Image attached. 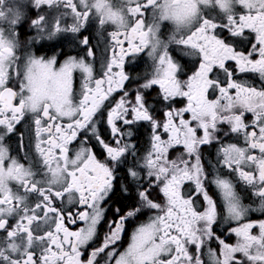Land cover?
<instances>
[{
	"label": "snow or ice",
	"instance_id": "6c2138e0",
	"mask_svg": "<svg viewBox=\"0 0 264 264\" xmlns=\"http://www.w3.org/2000/svg\"><path fill=\"white\" fill-rule=\"evenodd\" d=\"M0 264H264V0H0Z\"/></svg>",
	"mask_w": 264,
	"mask_h": 264
},
{
	"label": "flooded vegetation",
	"instance_id": "af4514ba",
	"mask_svg": "<svg viewBox=\"0 0 264 264\" xmlns=\"http://www.w3.org/2000/svg\"><path fill=\"white\" fill-rule=\"evenodd\" d=\"M164 23H168V32L166 34V36L164 37L165 39L168 38V36L173 35V33H175L176 38L178 39L180 34L183 33L185 30H187V28L189 27V25H181L179 27V31H177V26L173 25L170 23V21H165ZM108 31L113 30L111 26H106ZM163 27V25H162ZM85 35L89 36V40H90V47L92 49V53H93V57L95 58L96 62V68L99 69V62H102L104 60V57L107 55L106 52V46L108 43V38H107V32L104 33V37L101 38L98 34V31L95 27V25L93 26L92 30L90 32H86ZM170 47L172 48H176L175 44L170 45ZM143 70V65L140 66V68H138L136 71H142ZM78 73H75L74 76L78 77ZM135 75V74H133ZM74 84L75 86L78 87L79 85V81L78 79L74 80ZM133 88H135V86H133ZM20 132L23 133L25 135V137L27 138V132L25 129L24 125L20 126ZM248 201H245V203H247ZM258 215V214H253ZM129 231H131V229H129ZM233 242H234V238H233Z\"/></svg>",
	"mask_w": 264,
	"mask_h": 264
},
{
	"label": "clouds",
	"instance_id": "9594fccd",
	"mask_svg": "<svg viewBox=\"0 0 264 264\" xmlns=\"http://www.w3.org/2000/svg\"><path fill=\"white\" fill-rule=\"evenodd\" d=\"M171 24H173L172 22H170ZM173 25H175V24H173Z\"/></svg>",
	"mask_w": 264,
	"mask_h": 264
}]
</instances>
